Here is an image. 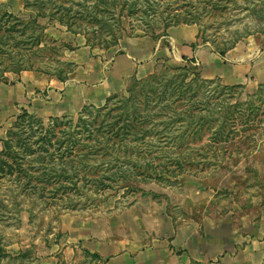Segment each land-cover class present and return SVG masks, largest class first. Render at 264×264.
Returning a JSON list of instances; mask_svg holds the SVG:
<instances>
[{
    "label": "rangeland",
    "instance_id": "rangeland-1",
    "mask_svg": "<svg viewBox=\"0 0 264 264\" xmlns=\"http://www.w3.org/2000/svg\"><path fill=\"white\" fill-rule=\"evenodd\" d=\"M128 1L134 0H0V84L33 79L44 84L35 91L43 98L48 90L61 91L81 65L85 55L77 49L88 46L110 57L123 42H138L136 18L142 12L130 14L125 5L119 10ZM213 1L149 0L156 12L147 2H134L159 22L192 11L198 40L212 49L214 42H246L264 34V0H224L225 9L211 10ZM110 32L120 36L118 43H97ZM157 40L167 44L165 36ZM182 63L161 60L153 71L164 65L161 72L184 81ZM192 66L190 77L197 75L184 82L194 91L188 114L201 116L204 126L197 136L186 133L173 142L145 136L166 147L142 152L137 168L143 174L125 168L138 157L133 149L127 162L114 155L123 138L116 118L129 79L103 103L85 102L58 115V123L43 101L32 98L6 121L0 139V264H158L182 252L170 243L177 233L193 254L217 256L225 244L253 232L264 220V83L222 88L220 80L204 78ZM169 87L164 80L163 95ZM140 100L142 95L132 93L125 106L127 118L141 127L137 137L157 129L161 119L149 116L165 104L145 98L143 114ZM78 146H86L89 157L78 156L72 149ZM152 169L159 176L148 175Z\"/></svg>",
    "mask_w": 264,
    "mask_h": 264
},
{
    "label": "crops",
    "instance_id": "crops-1",
    "mask_svg": "<svg viewBox=\"0 0 264 264\" xmlns=\"http://www.w3.org/2000/svg\"><path fill=\"white\" fill-rule=\"evenodd\" d=\"M198 33L196 24L171 26L165 36L166 45L149 36H141L136 38L138 42H123L110 57L101 56L88 46L81 47L77 49L85 55L81 65L71 73L61 91L43 93L45 99L36 96L35 92L36 87L42 88L44 84L33 79L12 85L0 84V139L6 121L25 108V103L31 98V102L43 101L50 110L49 115L53 116L71 112L85 102L98 105L111 92L121 89L127 79L133 76L140 79L150 74L154 64L161 60L199 66L202 77L218 79L225 85L254 89L264 83V34L238 42L221 55L199 41ZM178 236L179 233L175 234L170 243L179 246L182 252L158 264H264V220L254 227L252 233L225 244L217 256L193 254L189 245L179 242ZM96 251L101 255L99 250ZM98 257L113 260L119 256ZM127 257L132 261L138 257L148 261L159 260L158 256Z\"/></svg>",
    "mask_w": 264,
    "mask_h": 264
},
{
    "label": "trees",
    "instance_id": "trees-1",
    "mask_svg": "<svg viewBox=\"0 0 264 264\" xmlns=\"http://www.w3.org/2000/svg\"><path fill=\"white\" fill-rule=\"evenodd\" d=\"M124 1H126V0H124ZM134 1L133 2H130V1L125 2L124 4H122L120 6L119 10H121L122 7H124V5H125L130 14L135 13V12H139V11L142 12V14H140L139 17L136 18V23H140V24H138V28L140 29L142 36L146 35V36L151 37L152 39H158L160 36H166L167 35V29L171 26H175V25H179V24L197 23L196 19L194 18V14H191V13H193L192 11H190V12L186 11L187 13H185L184 15H180L181 17L179 19H177V17L179 16L178 14H176V13L172 14V15L169 14V16H167V17H162L161 22H159L160 20L154 17L155 16L154 13H153L154 15H151V16L147 15L146 13H144V8H142L138 5L139 2H147L148 6L152 10V12H156L157 10H153L155 8L152 7V4L149 2V0H136V1H139L138 3L134 2ZM204 3H206V1H204ZM226 5H227V3H225L224 0H216V1L212 2L210 9L211 10L212 9H225ZM204 8L205 7H203V10L205 13V12H207V10ZM194 13H196V12H194ZM250 13H252V12H250ZM187 15H189V16L187 17ZM115 21L118 23L119 18H116ZM160 23H162V24L160 25ZM106 37H108V36H104L101 39V42H97V43L102 44V45H108L107 43L110 44V42H112L113 44H116V43H118L117 41L120 38V36L118 34L115 35L113 32L109 33L108 38H106ZM198 38H199V33H198ZM201 42L204 43L206 41L204 40ZM227 42H228L227 40H224V41L222 40L219 43H216V42L213 43L212 42L213 48H214L213 50L218 52L219 54L223 55L227 50L232 48L237 41H235V38H234V40L231 43H227ZM90 46L92 47V45H90ZM162 67H164V65H161L159 68L155 69L152 73L148 74L144 78L138 79L134 76L131 77L129 79L128 87L126 89L127 96L121 97L122 98V100H121V102H122V105H121L122 108L121 109L122 110L117 115L118 119L116 118V120H120L122 123L120 126H118V129L122 127V130H121V132L120 131L117 132V134L118 135L121 134L123 138L119 139L118 143L115 144L114 149H116L115 150L116 153H114V155L117 154L118 160L121 161V159H122V161L127 162L128 158H126V156L128 157V155H131V153H132L131 150L133 149V152H136L138 154V157L135 158L132 163H130L129 165H126L125 168H126V170L129 168H134L133 171H134L135 175H137L138 173L143 174V172H144L143 170H139L137 168L140 165L139 160L142 157V152H144V153L147 152V154H151V153H155V150H157L158 148L166 147V144L156 145L157 143H154V144L149 143L147 141V139L145 140V136L146 137L155 136L156 138L160 139V141H161L160 143H162V142L164 143V142H166V140H170L171 142H173V139L181 138L186 133H187L186 134L187 137L188 136H192V137L197 136L199 134V132L201 131V129H200L201 126H204L203 118L201 116L197 117L196 119H191V118H189V114H188L189 112H191V109L189 107V106H191L189 104L190 96L192 95L191 93L194 91L192 88H187V86L185 84L186 83L185 80L187 78V81H194L195 76L197 74H195L194 77H190V75L192 73H194L193 70L195 69V67L192 66V64H184L182 66L181 69L186 71V74H184V81L183 80L182 81H176L174 76L169 75L166 72L165 73L161 72L160 69ZM170 69L172 70L173 68L171 67ZM164 80L169 82L170 87H169L168 92H166V94L163 95L164 88H162V87L164 84ZM224 86L225 87H227V86L234 87V86H240V85H225V84H223L222 88H224ZM132 93H137V94L142 95V100H140V101L143 104V110H142L143 114L146 112V110L144 108V103H145L144 99L145 98L146 99L155 98L156 103L159 102L161 99H165V104L163 105L164 110H161V111L155 110V111L151 112V114L149 116V118L158 117L161 119V121H156V127L155 128H157V129H155L154 131H150V129H148L144 132H141V136H139V137L136 136V133H139L141 127L134 126L133 117L127 118L128 110L125 109L127 100L131 98ZM114 96H115V94L111 97L113 98ZM89 106H91V105H89ZM104 107L107 108L108 107L107 104H105ZM165 110H167V111L165 112ZM168 111H170V113H168ZM210 112H213V109H210ZM22 116H27V114H24ZM22 116L18 117V119H21ZM28 117H30V116H28ZM62 117L61 116L51 117L50 120L54 121V124H55V123H58V119L62 118ZM192 117H194V116H192ZM149 118L147 119V121L145 123H150L152 121ZM217 121H220V120L217 119ZM186 124H187V126L185 128ZM123 125L130 127L128 129V131H123V127H124ZM151 125L155 126L154 124H151ZM212 125L209 124V121L207 122V126L211 127ZM181 126H183V127H181ZM215 126H218V123H217V125H215V124L213 125V127H215ZM51 127H54V126L52 125ZM189 127L191 129L188 131L187 129ZM51 133L53 134L54 132H51ZM101 135H100V137H104L102 133H101ZM87 137L90 138L92 136L87 135ZM174 142H176V141H174ZM5 147L9 148L8 145L7 146L5 145ZM83 148H85V149H83ZM72 149L76 150V152L78 153V156H81L82 158L83 157H85V158L89 157V155H88L89 153L87 152L86 146L85 147L84 146H78L77 148H72ZM160 150L161 149H159V153H160ZM3 152H4V150L1 152V154ZM79 154H81V155H79ZM114 155L111 156L110 158L106 159V161L107 162L114 161L116 158V157H114ZM102 158H104V156ZM80 165L84 168L85 167L87 168L86 162H83ZM150 165H152V164H150ZM95 171L96 170H94V172ZM151 174L159 176L157 171L154 169H152V171L148 175H151Z\"/></svg>",
    "mask_w": 264,
    "mask_h": 264
}]
</instances>
